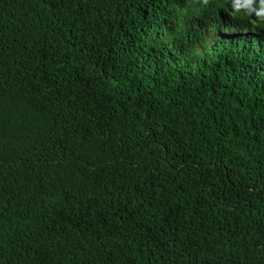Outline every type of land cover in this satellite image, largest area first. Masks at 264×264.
<instances>
[{"label": "trees", "instance_id": "16d2710c", "mask_svg": "<svg viewBox=\"0 0 264 264\" xmlns=\"http://www.w3.org/2000/svg\"><path fill=\"white\" fill-rule=\"evenodd\" d=\"M264 0H0V264H264Z\"/></svg>", "mask_w": 264, "mask_h": 264}, {"label": "clouds", "instance_id": "9594fccd", "mask_svg": "<svg viewBox=\"0 0 264 264\" xmlns=\"http://www.w3.org/2000/svg\"><path fill=\"white\" fill-rule=\"evenodd\" d=\"M262 15H264V9H262V12H261Z\"/></svg>", "mask_w": 264, "mask_h": 264}]
</instances>
